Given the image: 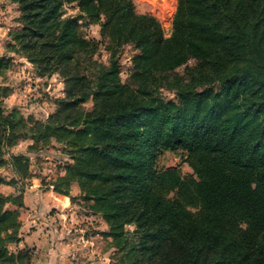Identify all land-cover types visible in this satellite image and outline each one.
I'll use <instances>...</instances> for the list:
<instances>
[{
	"label": "trees",
	"instance_id": "trees-1",
	"mask_svg": "<svg viewBox=\"0 0 264 264\" xmlns=\"http://www.w3.org/2000/svg\"><path fill=\"white\" fill-rule=\"evenodd\" d=\"M9 1L20 28L8 51L59 76L64 97L32 121L5 112L0 81V169L29 176L28 157L8 152L22 133L30 151L59 145L70 163L53 192L78 186L120 264H264V0H177L169 36L132 0ZM67 6L78 18L64 17ZM80 19L99 26L100 41L82 36ZM124 46L136 51L128 83ZM11 61L0 58V76ZM181 66L185 79L172 76ZM165 152L190 157L194 178L159 169ZM20 207L0 194V264H30V250H8L20 240Z\"/></svg>",
	"mask_w": 264,
	"mask_h": 264
},
{
	"label": "rangeland",
	"instance_id": "rangeland-1",
	"mask_svg": "<svg viewBox=\"0 0 264 264\" xmlns=\"http://www.w3.org/2000/svg\"><path fill=\"white\" fill-rule=\"evenodd\" d=\"M135 10L139 14H149L155 17L161 24L166 36H169L172 28V20L177 7V0H132ZM156 4L155 6L152 3ZM160 8V9H159ZM156 11V12H155ZM158 14V15H157ZM78 11L75 6H67L64 17L78 18ZM18 6L9 0H0V58L12 59L10 66L0 76L2 86L8 89V95L3 100V108L6 113L12 109H17L24 119L31 118L32 121H45L49 115L53 114L57 108V100L64 97V83L59 76L41 77L35 67L23 57L8 51L11 42V33L20 28L18 22ZM80 32L83 37L100 41L99 26L89 24L86 20L80 19ZM136 51L131 46H124L118 56L119 76L122 83H128L132 70V58ZM99 60L106 63L108 53L101 51ZM195 61L188 63L193 67ZM186 78L185 66L176 69L172 76ZM160 96L164 100H173L174 95L170 90L162 88L159 90ZM91 102L85 107L91 108ZM18 143L11 147L10 155H24L29 159V176L25 179L18 178L10 166L0 169V175L9 184L5 186L18 187L19 195H4L8 197H19L22 202V192L31 188L40 190H52V184L58 176L64 174L65 165L69 164V158L62 154L60 146L52 143L41 151H30L28 148L33 144L29 136L21 134ZM26 136V137H23ZM192 159L184 157L182 153L165 152L158 161V168L163 171L178 170L182 178H194L193 170L190 166ZM53 191V190H52ZM175 191L167 192V196L172 198ZM80 191L76 184L71 185L70 199L72 210L64 213V217L57 221L59 229H63V234L75 239L77 245L83 247L85 251L93 244L99 250H104L107 246L105 240L93 241V229L107 228L105 222L98 214L92 213L88 205L83 203L79 197ZM2 195V194H1ZM12 205L8 204L10 209ZM16 207V206H15ZM21 208L19 209V218ZM25 210V209H24ZM24 213V211H23ZM63 216V214H61ZM91 217H98L93 220ZM26 218V217H25ZM91 222V224H90ZM100 222V223H99ZM129 230L132 228L128 227ZM108 231V228H107ZM107 233V232H106ZM96 244V245H95ZM12 245L8 250L13 252ZM114 253V252H113ZM95 258V257H94ZM120 256L112 254L110 259L113 264L118 262ZM93 260V259H92ZM94 261V260H93Z\"/></svg>",
	"mask_w": 264,
	"mask_h": 264
},
{
	"label": "crops",
	"instance_id": "crops-1",
	"mask_svg": "<svg viewBox=\"0 0 264 264\" xmlns=\"http://www.w3.org/2000/svg\"><path fill=\"white\" fill-rule=\"evenodd\" d=\"M19 190L18 187L0 185L2 195H19ZM22 206L18 232L20 240L13 244L12 248L13 253L24 249L30 250V264H113L110 259L114 254L111 239L103 236L107 232L106 227L104 229L93 227L95 233L92 238L95 243L99 239L105 240L106 248L99 250L97 246L92 247L94 245L91 244L88 251L77 245L75 239L66 237L62 228H58L57 221L65 216L64 213H70L69 210H72L67 196L56 194L52 190L31 188L22 192ZM10 209L16 207L11 206ZM91 218L95 220L98 217Z\"/></svg>",
	"mask_w": 264,
	"mask_h": 264
},
{
	"label": "bare ground",
	"instance_id": "bare-ground-1",
	"mask_svg": "<svg viewBox=\"0 0 264 264\" xmlns=\"http://www.w3.org/2000/svg\"><path fill=\"white\" fill-rule=\"evenodd\" d=\"M150 3H152V2H150ZM152 5H154V6H155L156 4L152 3ZM159 9H160V8H159ZM155 12H156V11H155ZM157 15H158V14H157Z\"/></svg>",
	"mask_w": 264,
	"mask_h": 264
}]
</instances>
